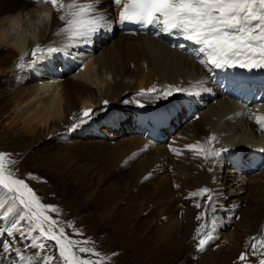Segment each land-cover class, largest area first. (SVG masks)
<instances>
[{"label": "bare ground", "instance_id": "bare-ground-1", "mask_svg": "<svg viewBox=\"0 0 264 264\" xmlns=\"http://www.w3.org/2000/svg\"><path fill=\"white\" fill-rule=\"evenodd\" d=\"M81 2H88V0H81ZM96 6L98 12L105 14L110 21V30L101 29L90 40L78 42L73 46H67V36L63 33L57 34L58 30L64 27V22L60 21L58 18L59 15L63 13H57L51 4L44 3L43 0H39V2H37V0H0V41L1 47L7 44L4 50H8V56L3 57L1 61L5 68L1 66L2 64L0 65V82L4 81L5 78L3 79V77L5 72H10L11 68L14 67L12 73L15 74V76H11L13 82L21 86L25 85L23 89L18 87V84L15 85L16 89L13 92V97L14 99L16 98L15 102L17 105L14 106L13 114L16 115L12 119L11 124L13 125L14 123V125H16L22 123V128L27 127V129H32L30 132L36 130L40 126L47 128L53 125L55 129L56 126L58 128V126L66 122L65 117L69 112L72 113L74 109H77L79 104L80 106L85 105L86 109H91L92 111L97 107H101L102 105H95L94 100L96 99L97 104H103L105 101H107V103L116 102L115 104H118L120 107L116 108V112L109 108H104L103 114L101 115V112L98 113L89 127L87 126L88 123L83 125L88 132L93 130L91 128H96L97 125L95 124L103 123V115L107 117V121L104 123L112 125L111 127H113L117 125L116 121L120 120V116L117 112L134 108L133 115L137 114L134 116L135 123L136 125L142 124L140 127L138 126L137 130H142L145 137L152 138L160 143L166 140L165 136L167 132L175 128V125L167 123V120L176 119L177 117L178 121L176 120V122L180 123V126H183L180 121V116L186 120L191 118V114H187L189 118H185L184 114H186V112L183 111V104L186 102L190 104L194 103V107L196 108L195 113H197L198 118L201 119V124H196V122L193 123V121L185 124L188 130H184L183 133L187 132L189 136L185 135L189 138H184L181 141H178L179 138H177L171 141L170 145H179L183 148H188L189 145L197 143L205 145V147L210 145L213 150L220 152L219 156L225 155L226 159L230 160L229 163L233 164L234 168L240 170H245L247 165L246 161L248 160L247 158H249L252 164L251 171L254 175L256 172L254 168L260 161V156L264 159V136H262V131L258 133L256 127V117L264 116V69H260V72L259 69H253L252 72H245V70L239 66L231 68L228 66H225V68L213 66V64L210 63L208 53H206V51H201L202 45L196 44L194 41H189L177 33H168L169 38L165 36L167 39L156 38L144 34L129 35L119 33L116 31V16L120 7H115L111 0H97ZM47 9L50 10L51 14L49 13L46 21L43 19L41 27H39V32L34 35V38H27L26 40H21L20 38L14 41L11 37L12 33L17 32L20 26L25 25V16H29V19L35 22L34 20L38 16L37 12H45ZM115 9H117L116 16L114 14L115 12H113ZM47 26L49 29L48 32L45 33ZM100 32L102 34L104 33L103 35H108L107 41H109L110 45H107V41L105 40L106 37L99 36ZM171 38H174V40H171ZM36 43H42L43 46L46 45L48 47L64 49V51L73 49L75 53L72 55L60 53L61 56L58 55L53 57V55L59 54V52L51 53L53 54L51 56L45 51L42 53L45 59L39 60L40 62L37 63L39 66L35 65L36 63L32 64L33 66L31 70H29L30 66H27L29 63L22 61L25 65L24 68L19 69L17 66L15 67L14 65L17 62L12 60L15 49H18V51L22 53L21 57H23V59L24 57L29 58L32 47ZM8 44L11 46H8ZM81 46L95 49L96 53L94 54V58H91L93 59L92 62L89 60L90 58L86 60L84 58L85 55L83 56V54L81 55V53H79L78 47ZM38 54L41 55V53H37V55ZM201 61L204 62L202 63ZM79 63L86 69L83 77L86 78L87 81H91L92 84L95 83L92 80L94 78H91L93 71L95 77H101L104 74H114V76L116 75L119 79L115 78L116 81L114 84L109 85L105 90L96 83L99 93L95 92L93 86H90V82V84L83 82L82 73L81 71L77 72L78 70L73 72L74 78L70 76L72 81L68 80L66 84L65 82L61 83V81L57 82L56 80H54L56 82L52 81L53 83L50 81L47 83L46 81L40 83L42 77H47L49 79V77H55V73H57V75L64 74V71L66 73H71L70 71L78 67ZM91 63H95L96 67L93 65V68H89L88 65ZM37 69L40 74V76H37L38 78L40 77L39 82H37L38 80L36 82L33 81L35 84L26 86L27 84L25 83L28 82L30 78L33 79L32 76L36 73L35 70ZM77 69L81 68L78 67ZM210 72H212V74H210ZM18 73L21 75H18ZM219 74H223V76L219 77ZM244 74H247V76H245L246 79L242 80L241 78L239 80ZM13 78H15V80ZM123 79H129L135 83L131 87L128 86L129 84L124 82ZM137 79L140 82L146 79L144 85L146 84L145 87L147 88L141 89L150 90L155 88L157 90L155 93L147 92L153 96L151 99H158L157 105L156 103L151 105V107H157V110L149 108L145 103L141 104L142 107L137 108H135V105L128 104V97L126 98L125 95L136 89L135 84H138ZM239 83L244 84V88L254 86L248 89L249 91H246L247 97L235 94V90L238 88ZM247 84L249 85L246 86ZM170 86L185 89L186 91H174L171 96L165 98L161 93ZM257 93H260V95L254 98L253 96ZM177 95L182 97V103L176 100L175 105L170 102L169 104L172 105L165 106L166 100ZM143 97L147 98L145 95H143ZM34 99L35 101L33 102ZM145 108H149V110ZM19 109L23 111L20 112ZM181 112L183 115H181ZM150 120L151 123L149 122ZM153 124L155 125V129L152 128ZM165 127L166 129L162 130ZM79 130H82V128L77 127L73 129L71 133L75 134ZM158 131V138H156L155 135ZM79 133H82V131ZM91 133L96 132L94 130ZM213 136L216 137L215 140L211 139ZM177 142L179 144H177ZM126 143L127 149L136 148L137 145H141V148L145 152L148 151V153L152 149L150 146H155L151 141L146 139H131ZM121 144H123V142ZM122 147L123 145L119 147V143L118 145H111L106 140H98L96 138L91 141L82 140L78 145H74L73 148H70L71 154L70 152L67 154L71 155L74 163H80L87 170L96 174L94 177L98 176L101 182L104 181V183L106 182L108 185L110 184L113 186V190L125 194L124 197L126 196L125 198L130 203V208L140 206L141 212L145 210V212H147V209L150 211L148 206H153L155 204V210L148 212L149 214L160 211L159 213L164 214L165 219L172 218L174 222L173 224L170 221L167 222L168 224L165 226L166 234H169L173 230L171 228L176 229L180 224L182 226L183 222L181 219L183 216V209L185 207H190V204L195 202L196 199L190 192L193 183L186 185L182 191H174L173 196L175 195V197H172L171 192L166 190L157 194V191L160 192L159 188H154L148 179H153L158 172L152 171L147 177L148 179L139 178V175L137 176L135 173L138 168L129 162L130 160L128 161L130 164H127L126 170L122 175L115 174L107 176L109 175L105 174L107 167L113 164H120L119 166H123V163L126 162L124 161L125 159L121 160L126 149L124 147L122 150ZM246 150H249V157L247 158H245L244 154ZM153 151H156L157 153L155 154L157 155L152 156V161L148 159L150 166L156 169L165 168V164L167 165L170 156L169 151L163 149L161 146H156V149H153ZM190 152H192L194 168L202 170L201 175L199 171L193 174V182L199 183L200 181H204V188L207 187L212 189L210 193L205 195L207 198L209 195L212 196L211 202L207 200V203H211L208 206V212L210 214L208 222L211 224L213 219L217 220L215 230L213 231L211 229L215 237L214 239L219 238L221 233L220 228H222L224 224L227 225L228 222L235 217H237L235 231L230 233L228 238H233L236 247L240 248L241 245H239L237 239H240L239 237L243 234L257 236L259 232L261 234L264 233V196L257 195L258 193H256V190L259 192L260 188L257 186L253 187L251 182H249L248 186L243 190H250V192L246 197H243L235 207L219 205L216 202L219 196L215 195L219 193L220 172L223 167L219 164L220 159L219 162L217 161L219 167L214 169L217 163L215 159L219 156H210L205 160L203 156L197 155L194 150ZM131 156H134V154ZM121 161H123V163H121ZM158 163H161L159 167ZM178 164L179 162L176 161L173 164V168ZM102 174H104V176ZM263 175L264 170L252 177H261ZM240 177H234V180L243 183L244 177ZM154 189L157 190L156 193ZM205 195L203 196L206 197ZM221 196L224 197L225 195ZM257 196L263 197V199ZM204 197L201 196L200 201L203 200ZM5 198V193L0 189V200ZM22 211L23 209H20L8 219H4L5 222L12 221V217L15 218L19 216ZM173 211L175 212L174 215ZM0 217L3 218L2 216ZM239 229L242 231L241 234H239ZM3 247H7V244L4 243L2 248ZM43 250H45V248H43ZM258 255L260 259H264V248H260ZM30 258L33 259V256ZM37 259L42 260L43 256H39Z\"/></svg>", "mask_w": 264, "mask_h": 264}, {"label": "rangeland", "instance_id": "rangeland-1", "mask_svg": "<svg viewBox=\"0 0 264 264\" xmlns=\"http://www.w3.org/2000/svg\"><path fill=\"white\" fill-rule=\"evenodd\" d=\"M116 11L117 9L113 11L115 12V16ZM49 13L51 14L49 9L45 10V12L38 11V16L34 20L35 22L29 19V16H25V25L20 26L17 32L12 33L11 37L14 39V41L20 38L21 40L34 38V35L39 32V27H41L43 19L46 21ZM48 29L49 27L47 26L45 33L48 32ZM103 34L100 32L99 36L101 35L106 37L105 40L107 41V36ZM106 43L107 45H110L109 41ZM35 45L43 46L42 43H36ZM1 46L2 45L0 41V62L3 60V57L8 56V50H4L7 44H5L3 47ZM8 46L11 45L8 44ZM43 47L46 48L48 46L44 45ZM89 48L83 46L78 47L79 53H81V55L83 54V56L85 55L84 58L86 60L90 58L89 60L92 62L93 59L91 58H94V54L96 52L94 48ZM14 52L15 54L13 55L14 57L12 56V60L17 62L14 65L16 67L23 57H21L22 53H20L18 49H15ZM60 53L72 55L75 53V51L73 52V49H67L65 51L59 52V54L50 55H53V57L58 55L61 56ZM34 58L35 56L30 55L29 58L24 57L23 59V62L29 63V65H27L30 66L29 70H31L34 61H36V64L34 63L35 65H38L37 63L40 62L39 60L37 61V57L35 59ZM1 64L2 62L0 65ZM91 64L88 65L89 68H93L94 66L96 67L95 63ZM1 66L5 68L3 64ZM78 67H80L82 70L77 69ZM78 67H75V69L70 71L72 74L68 72L66 73L64 71V74H58V76L57 73H55V77H49V79L47 77H42L41 79L40 77L38 78L37 76H40V74L39 70L37 69L35 70L36 73H34L32 76L33 79L30 78L25 84H27L26 86H31L35 84L34 82L37 80V82H39V79L40 83L45 81L46 83L48 81L53 83L52 81L56 80L57 82L61 81V83L65 82L66 84L68 80H71L70 76H73L74 78L73 72L78 70L77 72L81 71L82 73L83 82L88 84L91 83L90 86H93L95 92L99 93L98 87L96 86L97 84L101 86L103 90H105V88H107L109 85L114 84L116 81L115 78L119 79L116 75L114 76V74H104L101 77H95L93 71L91 78H94L92 80L95 83L92 84L91 81H87V79L83 77L86 70L83 68L84 66L79 63ZM13 70L14 67L11 68L10 72H5L3 77V79H5L4 81L0 82V152L8 153L9 159L15 161L14 164L9 165L10 169L14 172L17 178L23 179L29 184L43 204L56 206L57 211H49L48 215L58 221V226L62 227L65 230V233L75 241H91V243L86 245L82 244L81 246L92 248L96 252L100 253L99 257L88 253H81L84 254V258L101 261L102 264H258V261L260 260L258 255L260 252L259 246V251L256 255H249L245 261H241L239 259L241 253L249 249L250 240L254 236H248L242 233L243 235L239 237L240 239H237V241H239V245H241L240 248L234 245L232 237L228 238V235L235 231L237 217L229 221L227 225L224 224L223 227L220 228L221 233L218 239H212L209 241L203 251L198 249V240L199 238H202V236L197 237V230L200 229L202 225H207V227L203 230V234L206 235L207 232L211 231L212 229L211 224L208 222L210 219L208 206L211 203H207V194L205 195L206 197L202 196L204 198L201 201L200 195H197L198 197L194 196L196 198L195 202H192L190 207H185L183 209V216L181 219L183 225L181 226L180 224V226H178L176 229L171 228L173 230L169 234H166L165 226H167V222L170 221L172 224L174 222L172 221V218L165 219L164 214L159 213L160 211L154 214H149L148 212L155 210V204L153 206H148L150 211L147 209V212H145L146 210L141 212L140 206L130 208V203L125 198L126 196L124 197L125 194L120 191L117 192L113 190V186L110 184L108 185L106 182L104 183V181L101 182L98 176L94 177L96 174H94L92 171L87 170L80 163H74L72 161L70 148H73L74 145H78L82 140L91 141L92 139L97 138L98 140H106L111 145H118L119 143V147L123 145V150L124 147L126 148V142L131 139H146L155 145L150 146L152 149L149 153L148 151H146V153L141 148V145H137L136 148H126L124 151L125 154L121 159H125L124 161H126L124 163L121 161L123 166H119L120 164L110 165L106 168L105 174H109L107 176H112L115 174L122 175V173L126 170L125 168L127 164H130L128 163L130 160L129 162L138 168L136 169L135 173L137 176L139 175V178H147L152 171L158 172L155 174L153 179L147 178L154 188H159L160 192L154 189L155 193L157 191V194H160L161 191L163 192L166 190L171 192L172 197H175V195L173 196V192L182 191L186 185H190L189 183H193V187L191 186L190 192L196 193L200 189L204 188V181H200L199 183L193 182V174L199 171L201 172V175L202 170L194 168L192 152H190L191 150H188L189 148H183L179 145H170V143L177 138H179L178 141H181L184 138H189L187 132L183 133L184 130H188V128L185 127L187 126L185 124L192 121L193 123L196 122V124H201V119L198 118L197 113H195V117L191 115V118L188 120L180 116V121L183 126H180V123L175 121L174 124L172 119L169 121L167 120V123L175 125V128L171 129L170 132H167V135L165 136L166 140L164 139L165 141L160 143L156 142L152 138L145 137L142 130H137L138 126L140 127L142 124L135 125L134 127H131L133 126L131 123L121 125V122L126 120L125 118H122L124 115L123 112L125 111V114L133 115L134 108L131 110L126 109L117 112V114L120 116V120H117V125L113 127H111L112 125H107V123H104L107 121V117L103 115V123L95 124L97 125L96 128H91L93 129L91 132L95 130L96 133L88 132L83 127V125L88 123L87 126L89 127L90 123L95 120V117L98 115V113L101 112L102 115V112L108 108L116 112V108L120 107L118 104H115L116 102L111 103L110 105L109 103L105 102L103 104H97L96 99L94 100L95 105L102 106L97 107L94 111H92L95 113V115L93 113L91 118H84L82 116V112L86 110V106H80L79 104L77 109H74L73 111L75 114L73 112H69L71 115L68 114L65 117L66 122L61 124V126H58V128L56 126L57 129H54L53 125L47 128L40 126L36 130L30 132L32 129H27V127L22 128V123L16 125H14V123L13 125L11 124L12 119L16 115L13 114V109L14 106L17 105L15 102L16 98L14 99L13 97V92L16 89L15 85L18 84L12 80L11 76H15V74L12 73ZM18 75L21 74L18 73ZM13 79L15 80V78ZM123 80L129 84L128 86L131 87L135 83L129 79ZM139 82L140 81L137 79L138 84H135L136 89L125 95L126 98L128 97V104L135 105V108H137V105L141 106L143 103H148L149 100H154L151 99L153 96L150 94L145 95L147 98L139 94L140 91L146 93L149 92V89H141L147 88L145 87L146 84L144 85V83H146V79H144L143 82H140V84ZM24 86L19 85L18 87L23 89ZM235 94L238 95L236 91ZM176 100L182 103V97L177 95L171 97L169 100H166L165 106L172 104L175 105ZM34 101L35 99L33 102ZM157 101L158 99L155 101L156 105ZM170 102H172V104H169ZM120 103L122 104L121 101ZM154 108L155 107H151V109ZM22 111L20 110V112ZM183 111H186V113H194L193 107L191 106H187L186 110ZM136 115L137 114H134L133 118ZM181 115H183L182 112ZM184 115L185 118H189L188 115ZM82 119L86 120V122L81 123L80 121ZM127 121H125V123H127ZM149 122L151 123V120ZM73 125H77L75 128L79 127L82 128V130H79L75 134L71 133L73 131ZM129 127L131 128L127 129ZM152 128L155 129L154 124ZM80 131H82V133H79ZM158 134L159 131L155 135L156 138H158ZM122 142L123 144H121ZM177 144L179 143L177 142ZM156 146H161L163 149L169 151L170 156L169 160L167 161V165L165 164L166 169H156L150 166L148 163L149 160L152 161V156L157 155L155 154L157 152L153 151V149H156ZM173 149H175V151H173ZM68 152H70V154H67ZM132 154H134V156H131ZM248 155L245 156V158L249 157ZM221 156L215 159L216 162H219L220 159L219 164L223 166L220 172V186L218 188L219 193L215 195L219 196L218 200L216 201L219 205L235 207L240 202V200H242L243 197H246L250 192V190H243L246 188V186H248L249 182H251L253 187L257 186L260 188L259 192L256 190V193H258L257 195L264 196V175L261 177H252L255 174H258V172L256 171L254 175L253 173H247L248 169L251 170L249 158H247L249 165L248 169L246 167L245 170H240L238 168H234V165L229 163L230 160H227L225 155ZM176 161L179 162V164L173 168V164ZM218 162L215 164L214 169L219 167ZM160 164L161 163H158V167ZM263 170L259 172H262ZM102 175L104 176V174ZM238 176H241L240 178L244 177L243 183H239L234 180V177ZM221 195H225L226 197H222ZM260 198L263 199V197ZM197 203L200 205V207L196 206ZM174 213L175 212L173 211V215ZM202 213H205L206 215L203 219H198L197 217ZM17 218L18 216L15 218L12 217V221L5 222L4 218L0 217V237L2 236L0 238V244L2 241L8 242H4L7 244V247L0 252V264H25V262L20 259L21 256L25 258H30L33 256L34 260L42 264L43 259H37L39 256H43V258L49 255L55 257L59 256L58 248L55 245V242L39 238L37 231L30 232L29 229L32 228V225H29L26 220L18 223L16 228H13L12 225L17 220ZM199 222L202 224H199ZM238 231L239 234H241L242 231L240 229ZM258 235H261V233L259 232L257 236ZM42 243L46 246L44 247L45 250L39 247V244ZM114 253L115 255H113ZM55 264H61V261L57 260Z\"/></svg>", "mask_w": 264, "mask_h": 264}, {"label": "snow or ice", "instance_id": "snow-or-ice-1", "mask_svg": "<svg viewBox=\"0 0 264 264\" xmlns=\"http://www.w3.org/2000/svg\"><path fill=\"white\" fill-rule=\"evenodd\" d=\"M43 2L51 4L57 13H63L58 18L64 22V27L60 28L57 34L63 33L67 36V46L88 41L101 29L110 30L107 16L97 10V0H88V2L43 0ZM111 2L120 7L118 13L120 21H136L158 26L160 32L177 33L189 41H194L203 46L201 51H206L210 63L217 67L239 66L249 70L264 69V0H111ZM45 51L51 54L64 49L55 47L45 49L41 45H35L31 55L36 56L37 60H44L45 56L42 53ZM37 53L41 55L37 56ZM22 61L23 58L17 67H25ZM156 91L155 88L149 90L151 93ZM174 91L186 90L170 86L161 95L167 98ZM139 94L148 93L142 91ZM92 115L91 109L82 112L84 118H91ZM80 122L84 123L86 120L82 119ZM256 123L264 127V116L256 117ZM76 126L73 125L72 129ZM211 139L215 140L216 137L213 136ZM188 148L194 150L197 155L203 156L205 160L220 154L210 145L205 147L197 143L189 145ZM14 163L15 161L9 159L8 153L0 152V189L6 197L0 200V216L8 219L12 214L23 209L12 227L16 228L18 223L26 220L32 225L30 232L37 231L39 238L55 242L59 256H46L42 264H55L57 260L61 261V264H102L101 261L79 255V253H88L99 257L100 253L81 246L91 241H75L58 226V221L48 215L49 211H57L56 206L43 204L29 184L15 176L9 167ZM211 191L212 189L205 187L192 195L203 196ZM208 201H212V196H208ZM196 206L200 207L198 203ZM205 215L202 213L197 218L203 219ZM211 224L214 231L217 220L213 219ZM206 227L207 225H202L197 230V237L202 236L198 240L200 251H203L209 241L214 239L212 231L203 234ZM258 246L264 248V233L251 238L249 249L242 252L239 259L245 261L249 255H256L259 251ZM39 247L46 246L39 244ZM20 259L25 264H40L32 258L21 256ZM258 264H264V259H260Z\"/></svg>", "mask_w": 264, "mask_h": 264}]
</instances>
